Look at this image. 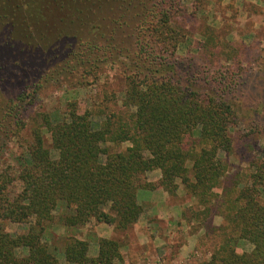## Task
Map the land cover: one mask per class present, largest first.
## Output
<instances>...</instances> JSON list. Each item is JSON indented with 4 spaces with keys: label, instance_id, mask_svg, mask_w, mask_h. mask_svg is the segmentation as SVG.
Here are the masks:
<instances>
[{
    "label": "trees",
    "instance_id": "16d2710c",
    "mask_svg": "<svg viewBox=\"0 0 264 264\" xmlns=\"http://www.w3.org/2000/svg\"><path fill=\"white\" fill-rule=\"evenodd\" d=\"M183 1L0 0V158L10 142L21 147L16 165L0 168V264H59L43 238L60 207L65 228L93 220L127 232L141 214L140 190L159 186L172 196L179 185L206 215L218 202L219 243L201 264H264V159L242 179L228 177L230 131L242 117L230 95L237 74L224 83L208 72L207 59L227 54L228 42L204 25L195 48L203 63L178 56L190 42L175 20ZM104 70L122 78L119 112L97 109L98 122L69 100L59 120L31 113L49 82L72 77L85 87ZM154 170L157 185L144 181ZM7 223L25 231L10 233ZM65 241L66 264L123 262L116 240L97 239L95 257L88 242ZM239 242L251 251L238 252Z\"/></svg>",
    "mask_w": 264,
    "mask_h": 264
},
{
    "label": "rangeland",
    "instance_id": "374dc122",
    "mask_svg": "<svg viewBox=\"0 0 264 264\" xmlns=\"http://www.w3.org/2000/svg\"><path fill=\"white\" fill-rule=\"evenodd\" d=\"M192 2L194 0H184L180 10L184 12L175 18L177 23L185 27L190 41L184 47H179L177 55L184 56L188 53L191 57L197 58L198 63H203L202 59L199 60L195 48L198 47L199 33L204 25L212 27L219 39H225L228 42V56L221 54L210 57V61L207 59L210 65L208 72L221 74L216 77L218 79L222 77L224 83H230L227 79L237 74L238 84L231 88L235 90H232L230 95L236 101L235 108L242 117L236 127L230 131L233 151L227 155L226 161L228 177L232 178L235 173L242 179V174L247 172L251 161L264 159V0H205L203 4L199 3L196 7L192 5ZM124 31L125 34L126 29ZM235 59L237 61H234ZM69 80L75 81L69 77L60 82H49L41 89L30 110L31 113L49 114L53 119L59 120L57 113L64 110L69 100L76 101L79 113L87 110L96 119L100 117L97 109L104 110L105 114L106 112L117 113L121 110L124 85L121 76L115 70H104L97 84L85 87L77 86L75 83L68 82ZM101 118L97 119L98 122ZM253 122L258 124H252ZM24 135L27 136L26 131ZM44 137L45 147L51 150L49 134L44 133ZM127 146L129 144L124 143L121 149ZM20 151L21 147H18L15 141L10 142L6 152L0 158V168L5 162L15 166L17 154ZM52 156L56 157L53 151ZM220 156L223 158V155ZM160 179L161 174L158 170L147 172L144 176V181L153 185H157ZM177 183L179 184L178 181ZM138 193H141L139 198L136 194L141 214L137 222L145 230L146 239L152 237L153 241V238H157V245L153 242L150 246L144 247L138 244L140 242L136 239V232L133 230L135 225L127 232H120L114 231L111 226L95 223L92 220L80 230L65 228L61 222L65 211L63 207L55 212L51 222L45 224L47 231L44 233L43 241L50 247L58 249L55 254L59 264H66L62 254L66 236L88 242L89 245L92 241H95L97 245V239L116 240L120 245L121 255L126 245L131 243L132 247L129 251L131 262L138 260L139 264L151 263V260L145 262L140 260L141 254L145 252L150 257L152 253L154 255L159 253L158 256H163L162 264H201L210 258L211 251L219 243L213 235V228L218 227L222 221L215 212L218 202L213 204L216 206L209 215H206L204 209L198 208L196 201L185 194L180 185L172 196L159 186L152 191L140 190ZM178 208L181 210L179 211ZM170 212L177 214L171 220H169ZM99 224L103 228L97 232L98 238L95 226ZM144 224H147L149 228H145ZM6 226L10 233L19 234L25 231V226L21 224L7 223ZM107 228L113 231L111 236ZM158 237L162 240L160 241ZM143 241L146 243L145 239ZM181 246L183 250L180 255ZM251 249L252 246L246 242H239L237 245L238 252H250ZM88 256H92L90 249H88ZM117 264H123V262H117Z\"/></svg>",
    "mask_w": 264,
    "mask_h": 264
},
{
    "label": "crops",
    "instance_id": "0c3cea01",
    "mask_svg": "<svg viewBox=\"0 0 264 264\" xmlns=\"http://www.w3.org/2000/svg\"><path fill=\"white\" fill-rule=\"evenodd\" d=\"M159 192V191H158ZM138 194V198L140 197V195H141V193H137ZM163 198H165V197H163ZM178 210L180 211L181 209H179L178 208ZM175 215H177V214H175V213H169V220H171V218L173 217V216H175ZM171 222V221H170ZM144 226H145V228H147L148 227V225L147 224H144ZM101 228H103V227H101V225L99 224V225H97V226H95V232H96V234L98 235V231L101 229ZM149 228V227H148ZM108 229V228H107ZM109 230V235L111 236V234H113V231H110V229H108ZM112 230V229H111ZM134 232H136V239L140 242V243H138V244H142L143 245V247L144 246H150V243L151 242H153V244H155V245H157L158 244V242H156V239L157 238H153V241H152V237H147V239H146V236H145V234H144V231L145 230H143V227L139 224V222H137L136 224H135V226H134ZM109 237V236H108ZM98 238H99V235H98ZM146 240V243H143L144 241L143 240ZM158 239L160 240H162V238L161 237H158ZM155 240V241H154ZM160 240V241H161ZM154 245V246H155ZM127 247H125V251L124 252H122V258H123V264H139V261L137 260L136 262H131V257H130V255H129V251H130V249H131V247H132V245H131V243L129 244L128 243V245H126ZM182 248V249H181ZM181 248H180V255H181V253H182V250H183V246H181ZM89 249H90V252L92 251V256L91 257H95L96 255H97V250H98V248H97V245H96V242L95 241H92L91 243H90V245H89ZM144 249V248H143ZM155 252V251H154ZM157 252V251H156ZM158 253V252H157ZM159 254V253H158ZM158 254H151V257L150 256H148L147 255V252H145V253H142L141 254V257H140V260L142 261V262H145V261H148V260H151V263L150 264H162L163 263V256L162 257H160V256H158ZM178 256H179V253H178ZM149 258V259H148Z\"/></svg>",
    "mask_w": 264,
    "mask_h": 264
}]
</instances>
